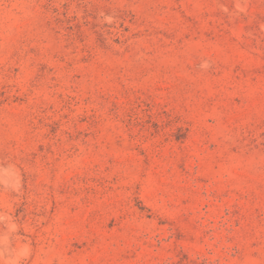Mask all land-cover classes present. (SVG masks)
Here are the masks:
<instances>
[{"label": "rangeland", "instance_id": "374dc122", "mask_svg": "<svg viewBox=\"0 0 264 264\" xmlns=\"http://www.w3.org/2000/svg\"><path fill=\"white\" fill-rule=\"evenodd\" d=\"M0 264H264V0H0Z\"/></svg>", "mask_w": 264, "mask_h": 264}]
</instances>
